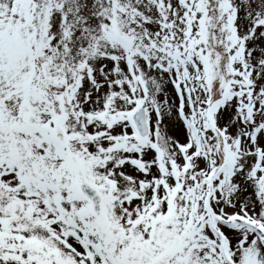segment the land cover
I'll return each instance as SVG.
<instances>
[{
    "label": "snow or ice",
    "instance_id": "1",
    "mask_svg": "<svg viewBox=\"0 0 264 264\" xmlns=\"http://www.w3.org/2000/svg\"><path fill=\"white\" fill-rule=\"evenodd\" d=\"M0 264H264V0H0Z\"/></svg>",
    "mask_w": 264,
    "mask_h": 264
}]
</instances>
